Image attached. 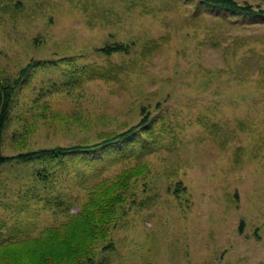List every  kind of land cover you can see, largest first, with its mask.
<instances>
[{"label": "rangeland", "instance_id": "obj_1", "mask_svg": "<svg viewBox=\"0 0 264 264\" xmlns=\"http://www.w3.org/2000/svg\"><path fill=\"white\" fill-rule=\"evenodd\" d=\"M0 82L15 86L3 156L132 132L86 166L1 165L0 264H264V19L196 0H0Z\"/></svg>", "mask_w": 264, "mask_h": 264}, {"label": "trees", "instance_id": "obj_2", "mask_svg": "<svg viewBox=\"0 0 264 264\" xmlns=\"http://www.w3.org/2000/svg\"><path fill=\"white\" fill-rule=\"evenodd\" d=\"M201 5L206 6L208 8H213L216 10H220L223 12L231 13L238 17H244V18H251V17H260L264 19V10L262 9H255L252 6L243 3L239 4L235 0H196ZM127 50V47L116 43L113 45H106L98 51L102 53L105 56H110L114 53H121L125 52ZM15 86L11 83H5L0 82V143L3 135V131L8 119V113L11 105L12 95L14 93ZM132 132H125L123 134H120L118 136H115L104 143L100 145H95L92 149L86 150L85 146H74L70 148H54V149H45V150H38V151H30L23 154H19L15 157H6L3 156L0 152V166L8 162L9 160H17L20 163H30V162H36L43 159H48L50 162H55V164H59L60 161H63L66 158L67 154H72L76 158L82 159L80 163L84 164L86 166V159L87 155H91L93 158L92 160H96V157H94L96 154L104 153L106 151V148L112 146V144L118 142V139L121 138L122 141L130 137ZM117 140V141H116ZM125 140L124 142H126ZM91 151L93 154H88L87 152ZM122 150H114L112 152V155L109 157L112 160H107L106 165H111L113 162H117L120 160V158H125V155L121 153ZM133 155V154H132ZM129 155V156H132ZM99 159V158H98ZM100 160V159H99ZM47 169H44V172H46ZM42 177L40 178L43 181H45V178L48 173H40ZM10 243V242H8ZM35 264V263H33ZM39 264V263H36ZM44 264V263H42Z\"/></svg>", "mask_w": 264, "mask_h": 264}]
</instances>
